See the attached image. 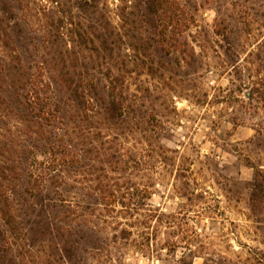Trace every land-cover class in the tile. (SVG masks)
Listing matches in <instances>:
<instances>
[{"label": "rangeland", "instance_id": "374dc122", "mask_svg": "<svg viewBox=\"0 0 264 264\" xmlns=\"http://www.w3.org/2000/svg\"><path fill=\"white\" fill-rule=\"evenodd\" d=\"M138 1H21L44 76L69 105L58 137L82 156L52 173L49 194L91 243L67 259L17 235L16 264H264V0H176L184 23L165 44L148 39ZM102 34L112 50H100ZM106 68L112 115L104 91L73 101L79 78ZM0 107L9 158L41 131Z\"/></svg>", "mask_w": 264, "mask_h": 264}, {"label": "trees", "instance_id": "16d2710c", "mask_svg": "<svg viewBox=\"0 0 264 264\" xmlns=\"http://www.w3.org/2000/svg\"><path fill=\"white\" fill-rule=\"evenodd\" d=\"M21 1L0 0V39L6 38L13 44L2 41L0 106L37 125L41 132L40 135L33 132L35 136L30 135L27 140H16L13 157L7 158L0 151V264H16L17 235L31 247L52 244L67 259L91 243L87 242L90 234L76 230L59 218L60 207L49 194L52 173L62 167L79 165L82 156L58 137L57 131L63 130L60 123L69 105L55 98L52 82L44 76V63L38 61L36 54L38 39L18 17ZM84 5L88 6V0H84ZM136 12L148 39L156 44H165L171 25L179 28L184 23L183 9L176 0H139ZM95 41L100 50H112L110 34L95 36ZM114 80L109 68L103 78H79L73 101L77 105L89 104L86 93L91 91L97 97L98 92L104 91L105 113L116 114L121 107L114 98ZM8 127L7 114L0 111V131L10 132ZM262 184L256 175L251 201L258 200L256 193L261 192Z\"/></svg>", "mask_w": 264, "mask_h": 264}]
</instances>
